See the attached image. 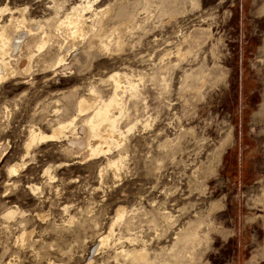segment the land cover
Masks as SVG:
<instances>
[{"label":"rangeland","instance_id":"1","mask_svg":"<svg viewBox=\"0 0 264 264\" xmlns=\"http://www.w3.org/2000/svg\"><path fill=\"white\" fill-rule=\"evenodd\" d=\"M81 1L0 0V24H40L30 71L0 81V264H264V0H88L63 52L54 21ZM113 73L136 90L121 146L83 159L76 103L108 100ZM187 224L201 240L174 244Z\"/></svg>","mask_w":264,"mask_h":264},{"label":"bare ground","instance_id":"2","mask_svg":"<svg viewBox=\"0 0 264 264\" xmlns=\"http://www.w3.org/2000/svg\"><path fill=\"white\" fill-rule=\"evenodd\" d=\"M86 9H90V4H88V0L87 1L85 0V2L81 1L79 4L71 7L70 11L65 13L61 18H58L56 21H54L53 28L55 29V31L64 32L62 34L63 42L60 43V47L63 52H68L69 50L76 49L79 39L82 38L84 35H86L85 30L87 28L85 29V25L87 26V24L83 14V12ZM39 26L40 24L38 22L28 21L23 16L14 17L12 15L10 16L6 24H0V81H2L3 79L9 76L13 77L18 73L24 74L30 71L31 69L30 62L31 59L33 58V55L29 53L28 55L24 54L25 57H21L18 59L19 56L18 52L21 51L20 48L21 46H23L22 44L24 43L25 38L29 34H31V32L35 31V29H37ZM40 36H38V39L39 37L40 39L39 40L37 39L38 40L37 42H33L34 44L36 43L38 49H42V47H44L47 43L50 42L49 36L46 33H43L42 35L40 34ZM61 54L56 55L51 60L49 65H47L46 68L51 70L54 69L62 70L64 68H69V64L65 61V55L63 54L61 55ZM121 76L123 75L118 73L115 74L113 73L109 76V79L111 80L112 83V93L108 100L106 101L97 100L96 95L89 94V97H81L76 103L75 108L77 113L84 112L87 113L88 115L85 121L83 122V124L81 125L82 126L81 130L83 132L82 137H72L71 139H69V142L72 146L76 147V152L78 153L81 152L83 159L90 158L93 156L96 157V155H100V154H105L106 152L112 150V148H118L121 146V137L117 129L118 127L117 119L120 118L118 116H120L119 114L123 112L125 107L124 99H123V96L126 94L127 91L126 90L127 86H125V83H127L128 86L130 87L129 89L130 92L128 91L129 96L131 98L136 96L135 87L132 85L133 82L131 83L128 79L126 82H123ZM90 91L92 90L90 89ZM113 109H117L119 111L118 116L114 115L115 113L113 112ZM71 122L72 120L68 122V124L66 125H60L56 129H53L52 134L50 135H46L42 133L35 134L32 131L29 132L27 145H30L34 140L36 141L50 137H58L59 135H61L63 128H66ZM115 167L116 166H114V168ZM15 170L16 168L10 167L8 172L12 173ZM125 211L126 210L124 209V207L117 208L115 219L112 222V225L117 220L123 219ZM111 229L112 227L110 228V230ZM177 237L178 238L176 239V243L174 244H177L179 240L189 243L190 240L199 241L201 240L200 238H202L198 229L192 226L190 227V225L187 226L186 230L181 231ZM107 240H108V235L102 236L99 239V245L105 244V241ZM183 242L181 244L182 246H183ZM190 243L193 244L194 246L193 242ZM184 246L182 247L183 249L182 251L189 253V251H187L186 249V246L185 247ZM184 252L182 253V256L184 255ZM135 253H137V251L129 252V254L131 255H134ZM137 256H139L140 259L146 262L145 256L139 254ZM134 257L137 258L135 255ZM49 264H56V263L50 262Z\"/></svg>","mask_w":264,"mask_h":264}]
</instances>
